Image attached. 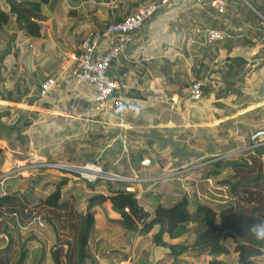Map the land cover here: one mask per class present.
Here are the masks:
<instances>
[{
    "label": "crops",
    "instance_id": "1",
    "mask_svg": "<svg viewBox=\"0 0 264 264\" xmlns=\"http://www.w3.org/2000/svg\"><path fill=\"white\" fill-rule=\"evenodd\" d=\"M141 1L47 0L37 19L41 35L27 36L5 27L0 49L8 47V54L1 86L20 99L0 98V109L8 106V122L18 117L19 109L31 122L28 148L13 143L15 149L6 154V161L29 154L95 161L125 177L117 179L122 187L133 186L138 179L140 184L132 188L138 198L139 193L160 192L161 200L168 202L180 188L173 187L170 178L156 179L164 169L221 152L223 143L231 147L233 140L237 142L238 133L264 128V0H224L222 11L211 5L212 0H169L146 18L111 64L112 76L125 82L122 97L132 105L123 121L110 109L94 108L95 87L74 78L81 40L89 31L123 18ZM0 5L8 9L5 0ZM207 28L222 30L225 36L209 41ZM105 46L102 41L101 48ZM239 56L245 65L237 69ZM48 76L55 83L41 95ZM196 79L214 82L202 84L199 100L191 99L188 91L189 81ZM221 125L226 131L220 136L216 129ZM210 131L213 146L207 148ZM147 157L152 161L145 163ZM107 187L101 179L94 189L106 193ZM91 211L86 264L146 261L141 242L152 238L156 229L145 233L123 229L111 221L120 215L109 199ZM177 238L164 237L171 243ZM127 244H133L131 254ZM152 244L167 253L165 246L153 240ZM149 256L146 264L153 263L152 252Z\"/></svg>",
    "mask_w": 264,
    "mask_h": 264
},
{
    "label": "trees",
    "instance_id": "2",
    "mask_svg": "<svg viewBox=\"0 0 264 264\" xmlns=\"http://www.w3.org/2000/svg\"><path fill=\"white\" fill-rule=\"evenodd\" d=\"M5 1L8 9H3L0 5V35L6 31L5 27L12 28L14 32L22 30L27 36L41 35V26L37 19L41 16L42 5L47 0ZM14 35L12 33V37ZM7 54L8 47L0 49L2 99L14 98L10 89L1 86L3 59ZM235 60L237 69L245 65L241 56ZM14 99L20 98L15 96ZM7 111L8 106H1L0 137L12 142L2 140L5 156L15 149L14 144L28 148L27 128L31 124L21 109L16 119L9 122L3 120L2 116ZM248 157L249 159L240 160L217 158L213 160L214 169L205 172V179L219 181L217 175L221 170H230L229 175L222 177L219 183L227 188L226 196L233 201L219 207L217 212L204 203L194 200L191 203L185 192H181L179 196L172 195V200L168 202L161 200L160 192H147L151 206L148 209L139 201L135 190L122 187L123 183L111 179H106V193L94 189L95 183L100 179L84 180L91 189L84 211L78 208L77 201L70 199V196H63L62 188L70 180L68 176L61 175L54 182V187L39 197H36L33 190L36 180L31 182V175L23 181L29 183L24 191L8 184L6 190L0 192V264H26L36 253V264H41L46 257H50L52 264H86L89 258V235L94 221L91 207L102 204L107 199L110 200L112 209L120 215L118 219L111 221L123 229L143 233L156 229L152 235L153 242L168 250L166 257L161 256L152 264H183L179 256L187 250L211 255L209 264H230L218 255L231 251L237 254L236 263L233 264H254L256 259L264 260V241L256 239L248 231L249 225L264 222V144L255 146ZM2 159L3 150L0 146V162ZM36 199L39 200L36 206L45 211L42 216L46 219V226L51 227L55 234V241L49 247L48 254L42 241H39V247L34 250L31 249V243L28 244V239L24 240L21 235V229L28 225V218L39 217L28 206ZM37 224L45 225L41 219ZM165 236L171 239L187 237L171 243L164 239Z\"/></svg>",
    "mask_w": 264,
    "mask_h": 264
},
{
    "label": "rangeland",
    "instance_id": "3",
    "mask_svg": "<svg viewBox=\"0 0 264 264\" xmlns=\"http://www.w3.org/2000/svg\"><path fill=\"white\" fill-rule=\"evenodd\" d=\"M212 5V4H211ZM135 8V7H134ZM197 80V79H196ZM193 81H189V83L191 84ZM202 82L203 86L204 85H208V84H213L214 82L212 81V83H210L211 81H203V80H199ZM208 83V84H204ZM224 88V86H223ZM225 89V88H224ZM203 91V88H202ZM10 112L5 114L4 116H2V118L6 121H8V118L10 116ZM228 120V119H227ZM226 120V121H227ZM223 123H226L225 121H223ZM224 125L219 126L216 129V132H218L221 136V133H223L224 131H226V129H223ZM264 130L263 127L254 130V132L252 134L249 133H238V140H236L237 142H232L231 147L228 146L227 143H223L221 152H210L208 154H206V156H204L202 159H198V161H194V160H187L184 162L180 161V162H184L179 166H175V165H170V167H167L166 169L163 170L162 173L159 174V176L156 178L155 174H152L158 181H162V180H166L170 178L171 181V185H173V187H177L180 188L177 191L176 196H179L181 192H185L186 196L189 198V200L192 203V200L196 201V202H201L206 204L207 206H209L210 208H214L215 211L217 212L219 207H221L222 205H225L227 203H230L231 200L228 196H226V192H227V188H225V186H223L222 184L219 183L220 179H222V177L229 175L228 173L230 172V170H228L227 168L221 170V172L217 175V180L216 181L214 179L210 180V179H205L204 175L206 171L212 170L213 168V160L217 159V158H229V159H241V158H247L249 152H252L253 148L255 146L264 144V133L258 134L255 137L254 142L251 141V137L253 134H255L258 131ZM215 131V130H214ZM228 132V131H227ZM210 136L207 134V148L212 147V131L209 132ZM236 130L233 131L232 135H235ZM224 134V133H223ZM242 134L244 137H242ZM225 137H228L227 134L225 135ZM223 138V137H222ZM0 144L2 145V141L0 140ZM226 146H228V148H226ZM2 150H3V159L0 162V192H3L6 190L5 185L7 186L8 184L10 186H12V188L18 187L21 191H24L27 186L29 185L28 182H23L25 178H27L29 175L33 176V178H31V182H35L36 180V187L33 189L35 192L36 197H39L40 195H44L45 193L49 192L53 187H54V182L57 181L59 179V177H61V175H65L68 176L70 178V180L67 182V184H65L62 188V192H63V196H67L70 199H74V201H77L76 203L78 208L81 209L82 211H84L86 209V198L87 195L91 192L89 191V186L85 185V181L84 180H88L86 178L81 177L78 172L76 171H57V170H40L38 172H35L33 174H29L28 176H22V175H12L7 177L6 175H3V172L6 171V169H8L9 167H11L12 165H14L15 163H19L22 159L24 160L26 157H30V155H24L21 157H17V160H12L9 158L8 161H6L5 159V146H2ZM22 153V152H20ZM24 153V152H23ZM21 155V154H20ZM35 155V154H34ZM48 158V157H46ZM54 159H59V160H63V161H67L69 163H77V164H82L85 162H90V161H80L78 159H60V158H54ZM162 160V159H161ZM172 161H170L171 164ZM178 162V163H180ZM96 164L101 165L102 169L109 174L112 175H116L114 177H109V178H105L106 179H111L113 181H116L117 179H124L125 177L123 176H118L117 173H115V171H109L108 169H105L102 164L95 162ZM28 179V178H27ZM96 179H102L97 177ZM94 179V180H96ZM148 180V179H147ZM90 181H93L92 179H90ZM112 182V181H111ZM136 184H134L133 186L131 185L129 188L127 189H131L136 185L138 186V184H140L137 179V181L135 180ZM150 182V181H149ZM114 183V182H112ZM161 185V184H160ZM87 187L89 188L88 191L86 190ZM91 190V189H90ZM142 193V192H141ZM137 194V191H136ZM166 198H169L168 196ZM150 198H148L147 196H144L143 194L140 195L139 193V201L145 205L146 207H150V203L148 202ZM36 200H32L30 202V204L28 205L29 207L33 208V214L37 217H33V218H28L29 222L27 227H24L21 229V235L22 238L28 239V244L31 243V249H34L32 246L35 245L36 249L39 247V241L41 240L45 246L47 247V254L49 253V247L54 243L55 241V234L52 232V229H50L51 227H47L46 226V219L42 216L43 213L45 212L41 207L38 208V206H36V204L38 203ZM35 206V207H34ZM38 210V212H37ZM44 221L45 225L43 226H38L37 222L39 220ZM44 219V220H43ZM150 235V233L148 234ZM45 237V238H42ZM187 236H181L178 237V240H182V239H186ZM229 242V241H228ZM142 247L141 249H143V253H141L143 255L144 258H147L145 262H142V264H146V262H149L150 256L149 253L152 252V261L158 259L161 256L165 255V251L161 250V248L159 246H155L152 244V238L148 236V238L144 239L142 242ZM230 245L232 246V243H230ZM126 251L129 252V254L132 253L133 250V244H127V246L125 247ZM125 251V252H126ZM126 252V253H127ZM124 253V252H123ZM236 252L231 251L228 254L225 253H221L218 255V257H222L223 260L227 261L228 263H236ZM211 255H208L204 252H200V253H193L190 250H187L185 252H183L182 254H180L179 258L183 261V264H209V258ZM264 257V256H263ZM257 258V257H256ZM254 258V259H256ZM38 259V255L37 253L32 257V259H30V261L28 262V264H36ZM41 264H52L50 257H46L44 258V260L41 262ZM254 264H264V260L262 259H256Z\"/></svg>",
    "mask_w": 264,
    "mask_h": 264
},
{
    "label": "built area",
    "instance_id": "4",
    "mask_svg": "<svg viewBox=\"0 0 264 264\" xmlns=\"http://www.w3.org/2000/svg\"><path fill=\"white\" fill-rule=\"evenodd\" d=\"M169 0H142L137 7L119 20L107 23L99 29L86 33L80 43V52L75 56L76 68L74 78L78 83H86L96 89L94 95V108L96 110L110 109L120 121H123L127 111L132 105L124 100L121 89L125 87L122 78L113 77L111 64L125 50L127 43L132 39L133 33L138 30L149 16ZM211 4L222 11L225 7L224 0H212ZM206 37L209 41L219 40L225 32L218 29L207 28ZM102 41L106 46L101 48ZM55 79L48 76L42 83L39 93L43 95L53 84ZM189 97L199 100L202 97V82L193 81L189 87ZM76 171L86 179H105L114 177L106 173L101 165L94 162L82 164L30 155L18 164L15 163L3 175L28 176L40 170Z\"/></svg>",
    "mask_w": 264,
    "mask_h": 264
},
{
    "label": "clouds",
    "instance_id": "5",
    "mask_svg": "<svg viewBox=\"0 0 264 264\" xmlns=\"http://www.w3.org/2000/svg\"><path fill=\"white\" fill-rule=\"evenodd\" d=\"M248 231L256 239L264 241V222L249 225Z\"/></svg>",
    "mask_w": 264,
    "mask_h": 264
},
{
    "label": "water",
    "instance_id": "6",
    "mask_svg": "<svg viewBox=\"0 0 264 264\" xmlns=\"http://www.w3.org/2000/svg\"><path fill=\"white\" fill-rule=\"evenodd\" d=\"M261 133H264V130L258 131V132H256L255 134H253L252 137H251V141L254 142L255 137H256L258 134H261ZM151 161H152L151 157H147L146 159H144V162H145V163H148V162H151Z\"/></svg>",
    "mask_w": 264,
    "mask_h": 264
}]
</instances>
